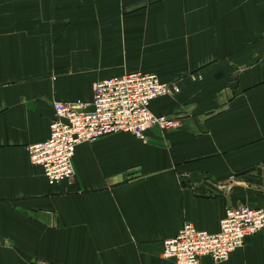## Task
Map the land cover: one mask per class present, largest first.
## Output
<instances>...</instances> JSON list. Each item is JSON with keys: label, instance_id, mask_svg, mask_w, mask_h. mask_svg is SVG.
<instances>
[{"label": "crops", "instance_id": "1", "mask_svg": "<svg viewBox=\"0 0 264 264\" xmlns=\"http://www.w3.org/2000/svg\"><path fill=\"white\" fill-rule=\"evenodd\" d=\"M138 72L180 88L151 103L175 127L81 144L75 177L50 184L29 147L54 103ZM259 183L264 0H0V264H175L166 240L264 207ZM204 263L264 264V230Z\"/></svg>", "mask_w": 264, "mask_h": 264}, {"label": "built area", "instance_id": "2", "mask_svg": "<svg viewBox=\"0 0 264 264\" xmlns=\"http://www.w3.org/2000/svg\"><path fill=\"white\" fill-rule=\"evenodd\" d=\"M176 92L157 75L138 72L96 83L90 104L55 102L50 138L29 147L30 161L43 168L52 185L71 180L75 177L74 157L79 145L114 134H131L146 141L151 130H166L169 122L153 113L151 103ZM146 118L151 126L144 127ZM61 169H65L62 175L58 174ZM262 230L264 209L229 206L218 233L199 230L187 222L175 238L164 242L163 258L175 264H205L206 258L223 263L244 247L248 237ZM229 234L240 238L230 243L226 238Z\"/></svg>", "mask_w": 264, "mask_h": 264}, {"label": "bare ground", "instance_id": "3", "mask_svg": "<svg viewBox=\"0 0 264 264\" xmlns=\"http://www.w3.org/2000/svg\"><path fill=\"white\" fill-rule=\"evenodd\" d=\"M144 127H148L151 126V122L149 118H146L144 121ZM65 169H61L58 171V174L62 175V173H64ZM222 222V221H221ZM221 228V227H220ZM261 232V231H260ZM258 234V233H257ZM256 235V234H255ZM251 237V236H250ZM227 241L232 243V242H237L239 240V236L237 234H229L227 237ZM247 240V239H246ZM164 247V245H163ZM241 249V248H240ZM237 251V250H236ZM163 254V253H162ZM212 260V259H211ZM213 261V260H212Z\"/></svg>", "mask_w": 264, "mask_h": 264}, {"label": "rangeland", "instance_id": "4", "mask_svg": "<svg viewBox=\"0 0 264 264\" xmlns=\"http://www.w3.org/2000/svg\"><path fill=\"white\" fill-rule=\"evenodd\" d=\"M174 88H176V90H177V92H176V94L174 95V96H169V97H175L177 94H179L180 93V88L179 87H177V86H175V85H172ZM160 117V116H159ZM161 118H163V119H165L166 121H168L169 122V127L166 129V130H169V129H172V128H174L175 127V123L172 121V120H170L169 118H167V117H165V116H161ZM262 180H263V178H262ZM259 187H260V190L261 191H263V197H264V183H259ZM243 205H246V204H243ZM259 209H264V207H261V208H259Z\"/></svg>", "mask_w": 264, "mask_h": 264}]
</instances>
